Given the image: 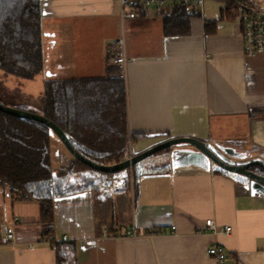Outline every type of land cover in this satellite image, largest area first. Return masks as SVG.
Wrapping results in <instances>:
<instances>
[{
    "label": "crops",
    "instance_id": "1",
    "mask_svg": "<svg viewBox=\"0 0 264 264\" xmlns=\"http://www.w3.org/2000/svg\"><path fill=\"white\" fill-rule=\"evenodd\" d=\"M39 1L52 79L103 77L110 43L123 32L131 155L187 136L264 157V53L244 54L236 13L206 0L188 9V34L169 35L162 13L152 8L122 23L116 0ZM252 1L264 9V0ZM56 139L51 158L61 171L72 156ZM169 161L156 154L143 169H164L135 182L130 171L125 192L116 191L117 180L101 182L96 191H75L82 187L76 177L62 180L74 191L53 199L57 247L25 227L38 221V203L12 200L0 188V264H217L206 250L213 242L224 247L225 264H264V195L251 194L243 177L207 161L173 167ZM208 218L229 225L230 234L200 232ZM100 220L113 221L115 232L100 239ZM131 226L137 237L128 234ZM5 227H13V239L5 237ZM98 237L96 245L88 243Z\"/></svg>",
    "mask_w": 264,
    "mask_h": 264
},
{
    "label": "trees",
    "instance_id": "2",
    "mask_svg": "<svg viewBox=\"0 0 264 264\" xmlns=\"http://www.w3.org/2000/svg\"><path fill=\"white\" fill-rule=\"evenodd\" d=\"M224 12L235 14L234 11ZM191 13L183 5L174 7L171 12H162L164 33L188 34ZM0 69L23 78L46 71L39 0H0ZM118 71L108 56L103 77H49L43 83L42 96L46 102L43 115L69 136L72 146L83 157L99 164L122 161L128 146L126 89L124 79L117 77ZM52 136L54 133L45 124L0 111V188L6 189L12 200L38 203V221L24 226L40 238L54 234L53 199L74 191L62 183L69 177H76L77 183L82 185L75 191L91 187L96 191L101 182L110 185L113 180L120 183L117 192H125L129 186V169L100 172L73 157L68 166L55 175L51 158ZM160 153H167V149ZM162 169L161 165L150 166L141 174ZM253 170L261 172L259 167ZM131 173L134 182L141 176L134 168ZM56 179L61 180L57 182ZM100 223L99 234L103 228L107 234L115 232L113 221L100 220ZM156 232L157 229L144 230L148 235ZM58 244L56 241L55 247Z\"/></svg>",
    "mask_w": 264,
    "mask_h": 264
},
{
    "label": "water",
    "instance_id": "3",
    "mask_svg": "<svg viewBox=\"0 0 264 264\" xmlns=\"http://www.w3.org/2000/svg\"><path fill=\"white\" fill-rule=\"evenodd\" d=\"M48 74L49 71H45ZM0 111L17 118L33 120L45 124L50 128L54 135L58 138L61 144L65 147L68 153L78 161L86 164L90 168L105 172L116 173L126 169L134 168L138 174L143 172V166L147 160H151L160 151L167 149L165 155L169 158V164L173 167L177 162H193L202 165L203 160L207 161L206 166H217L220 169L240 175L243 177L246 186L251 194L259 193L264 195V157L250 158L248 153H241L234 147L223 144H212L193 137H174L166 139L162 142L147 148L138 153H134L131 157L123 159L114 164H99L91 159L83 157L71 144L69 136L61 130V128L42 114H36L26 110L18 109L12 106H7L0 103ZM188 145L191 150H180V146ZM160 160V159H159ZM158 159L155 160V162ZM254 167L261 169L260 173L253 170ZM147 168V167H146Z\"/></svg>",
    "mask_w": 264,
    "mask_h": 264
},
{
    "label": "built area",
    "instance_id": "4",
    "mask_svg": "<svg viewBox=\"0 0 264 264\" xmlns=\"http://www.w3.org/2000/svg\"><path fill=\"white\" fill-rule=\"evenodd\" d=\"M119 4L120 18L121 22L128 18H134L141 16V13L146 9H154L158 13L171 12L174 7L178 5H183L188 9L195 7H201L204 5L206 0H116ZM223 2H230L234 5L236 11V18L240 23V33L243 41V52L246 56H254L257 54L264 53V9L256 5L252 0H222ZM123 31V30H122ZM110 56L111 61L114 63L116 68L119 70L117 77L125 79L126 77V67L128 64V58L126 56L125 50V38L122 34L114 38L110 43ZM127 143L129 144V135ZM131 157V151L129 146L124 152L123 158ZM131 169H129V172ZM204 227H202L200 232H209L211 235L215 236L219 233L229 235L231 232V227L229 225H217L213 219L208 218L204 221ZM13 227H5V237L9 240L14 238ZM171 228H174L173 226ZM128 234L133 237L139 235V231L134 226H131ZM107 231L103 228L101 237H105ZM62 239L66 238V235L61 236ZM98 238H93L88 240L90 245H96ZM42 240L50 243L55 247V242L59 239L51 234L47 237L42 238ZM33 247L32 244L29 245ZM224 247L216 242H213L206 249L208 255L213 257L217 264H224L225 261V250Z\"/></svg>",
    "mask_w": 264,
    "mask_h": 264
},
{
    "label": "rangeland",
    "instance_id": "5",
    "mask_svg": "<svg viewBox=\"0 0 264 264\" xmlns=\"http://www.w3.org/2000/svg\"><path fill=\"white\" fill-rule=\"evenodd\" d=\"M216 1L222 5L223 11H236L232 3L223 2L222 0ZM45 47L46 49L43 50V55L46 60V58H48L49 47H47V45ZM46 75L50 77V74L47 72ZM44 78L45 77L41 73L35 74L32 78H23L0 69V103L43 115L46 103L42 96ZM56 138V136H52V139ZM56 140H58V138ZM52 167L54 169L53 172L56 174L60 172V170L54 168L53 163ZM72 186H74V184L71 183L70 187Z\"/></svg>",
    "mask_w": 264,
    "mask_h": 264
}]
</instances>
